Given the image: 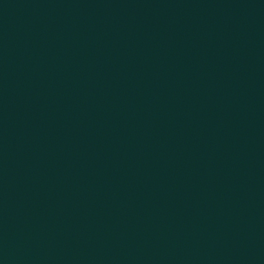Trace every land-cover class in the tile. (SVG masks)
I'll return each mask as SVG.
<instances>
[{
    "label": "water",
    "instance_id": "obj_1",
    "mask_svg": "<svg viewBox=\"0 0 264 264\" xmlns=\"http://www.w3.org/2000/svg\"><path fill=\"white\" fill-rule=\"evenodd\" d=\"M0 264H264V0H0Z\"/></svg>",
    "mask_w": 264,
    "mask_h": 264
}]
</instances>
